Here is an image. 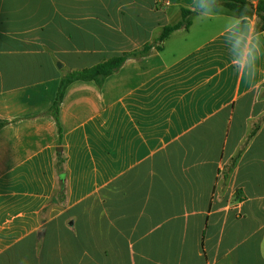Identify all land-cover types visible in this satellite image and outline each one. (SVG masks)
I'll return each mask as SVG.
<instances>
[{
	"label": "crops",
	"instance_id": "crops-1",
	"mask_svg": "<svg viewBox=\"0 0 264 264\" xmlns=\"http://www.w3.org/2000/svg\"><path fill=\"white\" fill-rule=\"evenodd\" d=\"M192 3L0 0V264H264V29L214 3L159 41Z\"/></svg>",
	"mask_w": 264,
	"mask_h": 264
},
{
	"label": "trees",
	"instance_id": "trees-1",
	"mask_svg": "<svg viewBox=\"0 0 264 264\" xmlns=\"http://www.w3.org/2000/svg\"><path fill=\"white\" fill-rule=\"evenodd\" d=\"M220 5L231 11L234 15L240 17L243 21H247L255 15L256 23L254 25V31L257 32L264 29V0H259L256 4L252 3L250 0H220ZM198 10L199 9H197V11ZM195 14L196 13L189 8L182 7L181 19L174 24H167L160 27V34L157 39L161 41L170 32L180 28L182 25L186 26L189 22V17ZM148 49L149 45L147 44L142 47L141 50L125 51L121 54L104 58L90 67L69 70V72L61 77L55 100L49 111L57 117L58 104L61 101L64 89L69 82L77 79L93 80L96 84L102 85L105 77L116 71L126 58L143 55ZM255 132L256 129L252 130L249 134V138L252 137Z\"/></svg>",
	"mask_w": 264,
	"mask_h": 264
},
{
	"label": "clouds",
	"instance_id": "clouds-1",
	"mask_svg": "<svg viewBox=\"0 0 264 264\" xmlns=\"http://www.w3.org/2000/svg\"><path fill=\"white\" fill-rule=\"evenodd\" d=\"M215 2L216 8H220V0H193L191 11L195 12L201 18H207L215 14L216 10L213 7ZM197 9H199L197 11ZM257 56L253 48L245 46L240 55V63L247 67L249 64H254ZM256 73L252 72L249 79L255 78ZM243 79V78H242Z\"/></svg>",
	"mask_w": 264,
	"mask_h": 264
},
{
	"label": "water",
	"instance_id": "water-1",
	"mask_svg": "<svg viewBox=\"0 0 264 264\" xmlns=\"http://www.w3.org/2000/svg\"><path fill=\"white\" fill-rule=\"evenodd\" d=\"M58 66H60V63H58ZM42 231V230H41Z\"/></svg>",
	"mask_w": 264,
	"mask_h": 264
}]
</instances>
